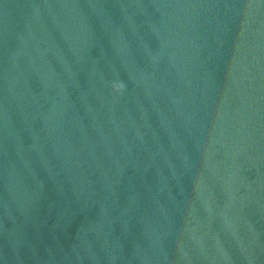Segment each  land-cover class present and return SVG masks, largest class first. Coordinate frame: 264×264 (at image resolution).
Returning <instances> with one entry per match:
<instances>
[{
	"label": "water",
	"instance_id": "1",
	"mask_svg": "<svg viewBox=\"0 0 264 264\" xmlns=\"http://www.w3.org/2000/svg\"><path fill=\"white\" fill-rule=\"evenodd\" d=\"M0 264H264V0H0Z\"/></svg>",
	"mask_w": 264,
	"mask_h": 264
}]
</instances>
